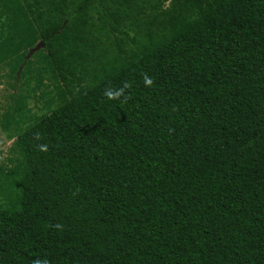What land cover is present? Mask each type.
<instances>
[{
  "label": "trees",
  "instance_id": "obj_1",
  "mask_svg": "<svg viewBox=\"0 0 264 264\" xmlns=\"http://www.w3.org/2000/svg\"><path fill=\"white\" fill-rule=\"evenodd\" d=\"M0 86V264H264V0H0Z\"/></svg>",
  "mask_w": 264,
  "mask_h": 264
},
{
  "label": "clouds",
  "instance_id": "obj_2",
  "mask_svg": "<svg viewBox=\"0 0 264 264\" xmlns=\"http://www.w3.org/2000/svg\"><path fill=\"white\" fill-rule=\"evenodd\" d=\"M42 44H43V43H40L39 45H42ZM43 45H44V44H43ZM7 141H9V140H7L6 138L1 139L0 144L3 145L4 147H5V146H9V145L11 144V141H10V143H8Z\"/></svg>",
  "mask_w": 264,
  "mask_h": 264
},
{
  "label": "rangeland",
  "instance_id": "obj_3",
  "mask_svg": "<svg viewBox=\"0 0 264 264\" xmlns=\"http://www.w3.org/2000/svg\"><path fill=\"white\" fill-rule=\"evenodd\" d=\"M3 91H5L4 90V86H0V94H1V92H3ZM1 100V99H0ZM36 109V108H35ZM37 111V110H36ZM8 143H10V141H7Z\"/></svg>",
  "mask_w": 264,
  "mask_h": 264
},
{
  "label": "water",
  "instance_id": "obj_4",
  "mask_svg": "<svg viewBox=\"0 0 264 264\" xmlns=\"http://www.w3.org/2000/svg\"><path fill=\"white\" fill-rule=\"evenodd\" d=\"M41 47H44V45H43V44H42V45H38V46L36 47V49H34V51L38 50V49L41 48Z\"/></svg>",
  "mask_w": 264,
  "mask_h": 264
}]
</instances>
